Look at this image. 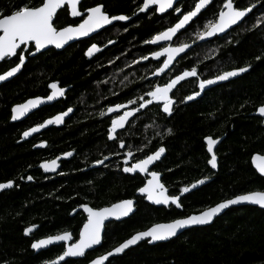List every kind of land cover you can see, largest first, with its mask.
Here are the masks:
<instances>
[{
  "label": "trees",
  "instance_id": "obj_1",
  "mask_svg": "<svg viewBox=\"0 0 264 264\" xmlns=\"http://www.w3.org/2000/svg\"><path fill=\"white\" fill-rule=\"evenodd\" d=\"M26 2L38 6L40 0ZM195 2L182 0L177 7L184 13ZM142 3L143 0H83L82 12L103 4L110 15L132 19L60 52L51 49L30 58L34 51L31 45L19 76L0 86V183L13 181L10 190L0 193V264H45L61 256L64 245L35 253L31 244L64 232H70L77 241L87 217L82 212L72 213L83 204L99 209L120 200L137 199V210L129 219L106 226L103 244L97 251L63 264H88L154 224L198 214L237 195L264 191V177L252 165L255 154L264 155V119L257 115L258 108L264 105V0H235L241 8L253 4L256 8L227 35L194 47L159 79L151 76L161 63L141 60L156 50L145 41L173 26L178 16L175 11L159 16L154 9L136 16ZM222 3L223 0H213L173 45L197 42L196 33L215 19ZM20 4L21 0H0V10L8 14ZM55 20L58 28L79 22L70 18L68 8L60 11ZM109 41L111 46L92 60L87 59L85 54L92 43L106 46ZM17 62L16 57L3 62L0 74ZM247 65L251 67L242 77L210 89L195 102L184 100L199 91V80ZM193 67L197 76L190 77L172 95L175 103L171 116L154 103L119 133L125 148L119 147V140L108 139L113 118L107 112L109 107L137 100L154 86H163ZM53 83L70 88L63 100L43 107L22 122L11 123L15 105L48 96ZM68 108H73L74 113L63 127H52L33 140L20 142L23 131ZM208 136L223 138L216 151L218 172L207 163ZM36 141L47 142V147L34 149ZM129 146L134 155L127 166L160 146L166 149L154 171L160 173L170 196H179L184 187L190 189L196 181L204 180L182 197V211L154 207L136 196L147 178L123 172L124 153ZM67 152L73 156L62 162L57 175L43 174L39 168L42 161ZM105 156L108 161L98 167L94 162ZM28 176L32 179L28 180ZM31 226L38 229L27 237L25 229ZM107 264H264V210L230 209L211 226L192 229L164 244L150 246L144 242Z\"/></svg>",
  "mask_w": 264,
  "mask_h": 264
},
{
  "label": "snow or ice",
  "instance_id": "obj_2",
  "mask_svg": "<svg viewBox=\"0 0 264 264\" xmlns=\"http://www.w3.org/2000/svg\"><path fill=\"white\" fill-rule=\"evenodd\" d=\"M213 0H196L194 6L190 10L182 13L181 17H178L177 22L173 26H169L166 30L158 32L150 40H146L145 43L157 44L160 41H172L173 37H177L180 30L185 29L186 25L197 18L202 10L206 9V6L210 5ZM80 0H40L39 5H32L21 0V4L13 6V9L8 14H3L0 10V61H6L10 58L16 57L18 62L15 66L9 70L0 74V82L7 80L14 76L21 70V67L25 63V55L21 54L26 46L34 45L35 51L45 49L48 45H54L56 48H61L69 41L78 39L80 37H87L90 33H96L98 30L103 29L106 25H111L114 21H127L130 19L127 15H110L105 10V5L96 4L95 6L88 7L84 12L78 9ZM65 5L70 9L72 17H78L79 22L75 25H67L58 28L56 26L55 18L58 15V10L62 9ZM155 5L154 11L159 13H165L168 9H173L177 13H181V8H174V0H143L141 6H139V12H145L150 6ZM256 5L253 4L249 7L241 8L235 0H223L222 6H220L218 13L215 15V19L209 20L204 26L202 31L196 33L198 40H204L206 37H212L218 33H224L227 29L233 25H237L243 18L250 12ZM86 13V15H85ZM256 25H254L255 27ZM112 43V41H109ZM190 47L187 43H180L178 46H168L161 48L160 51L151 52L153 58H159L166 56L163 60L161 67L156 69L154 74L164 73L166 69L172 64L173 60L180 54L184 53L186 49ZM100 49L96 44H92L88 48L87 55L91 56L94 51ZM261 57L257 56L256 59ZM147 55L142 56L141 60H148ZM251 65L245 67L234 68L229 71H223L217 74L214 79H201L199 80V88L203 90L207 85L215 84L217 81H226L231 77H236L241 73L248 71ZM197 69L195 67L190 70L183 71L182 74L176 75L174 79L168 83L154 86L151 90L145 93V96L138 97L137 100H128L127 104L116 103L114 107L107 109L108 113L118 112L124 109L123 114H118L114 119H111L110 127L107 130V137L111 141L119 140V147L121 149L126 147L124 139L119 138V131L125 129L130 124V118H134L141 110L148 108L149 105L154 103L157 106L162 104V112L171 116L173 114V105L175 101L170 96L172 90L188 77H196ZM53 92L47 96L48 101H52L57 96H63L65 90L58 87L53 83L50 85ZM200 92H193L184 98L185 101H191L196 96H199ZM43 103L42 98L36 97L30 99L23 104L16 105L12 108V119L17 120L30 110L37 108ZM134 105L133 107H129ZM73 111L72 108H68L67 111L61 112L59 115L45 120L43 123L37 124L23 133L24 137H28L34 132L40 131L46 125L60 124L63 122L64 117ZM258 112L261 116H264V105L258 108ZM100 115L103 117L105 113L102 111ZM168 134H171V129H168ZM207 141V150L212 153L211 158L207 161L213 169L217 167V157L213 152V145L217 143L211 136L205 138ZM43 146V144L41 145ZM139 150V149H138ZM166 151L163 146H160L152 154H146L144 158L138 159L135 163L129 164V160L133 157L134 153L129 146V150L124 153V167L125 173H148L151 177L147 180V183L143 187H139L137 191L147 199V201L156 205H169L170 203L177 208H181L180 197L176 195H168L165 185L161 182V175L159 172H149V166L160 159L161 155ZM65 156L72 155L71 152L64 153ZM109 157L105 156L104 159H98L94 163L97 165L104 164V161ZM253 163L258 169L259 173L264 175V155H256L252 158ZM45 171H55L57 167V161L51 160L50 162L41 165ZM28 180L32 177L28 176ZM207 179V178H205ZM204 180H198L191 187L195 188L199 184H203ZM13 181L9 180L6 183H0V189L11 188ZM189 187H184L182 193H188ZM247 202L253 205H258L264 208V191H253L247 194L237 195L232 199H227L221 203L216 204L214 207H209L199 214L189 215L184 218L173 219L169 223L154 224L152 227L145 231L137 232L129 239L120 243L113 251L108 252L106 255L100 256L98 259L92 260L90 264H104L109 257L114 254L123 253L132 245H136L139 241L145 238H150L149 243L156 241L168 240L177 235V232L193 225H204L210 223L215 216H217L223 209L228 208L231 205ZM134 201L131 199L120 200L117 203L112 204L110 207L104 208H92L87 204L81 205L83 210L88 214L87 220L79 232V239L66 247L63 255L58 257L59 261H63L66 257H82L85 255L87 249H92L93 246L100 245L102 242V232L105 229V221L110 217L120 219L126 217L133 211ZM75 211V210H74ZM36 226H31L25 229V233L29 234ZM72 239V236L68 232H64L59 235L48 236L45 239L36 240L31 244V247L35 250L45 248L54 242H66ZM45 264H58L57 260L45 261Z\"/></svg>",
  "mask_w": 264,
  "mask_h": 264
},
{
  "label": "water",
  "instance_id": "obj_3",
  "mask_svg": "<svg viewBox=\"0 0 264 264\" xmlns=\"http://www.w3.org/2000/svg\"><path fill=\"white\" fill-rule=\"evenodd\" d=\"M82 1H83V0H80V4L78 5V9H79V10H80V5H81ZM181 1H182V0H174V8L177 7L178 4H179ZM211 4H212V3H211ZM211 4H210V5H211ZM210 5L206 6V9L202 10V13L205 12V11L207 10V8H208ZM65 8H68V6L65 5L62 9L58 10V14H59L60 11H62V10L65 9ZM155 8H156V6L153 5V6H150V8H149L148 10H146L145 12H139V11H138V12L136 13V16H138V15H140V14H146V13H148L150 10L155 9ZM255 8H256V7L253 8L252 12L255 10ZM68 11H69L70 18H71L72 20H77V19H79L78 17H72V16H71V14H70V9H69V8H68ZM172 11H174V10H173V9H168L165 13H159V12H157V15H159V16H164L165 14H168V13H170V12H172ZM252 12L248 13V14L243 18V20H242L241 22H238L237 25H233L231 28L227 29L224 33H218V34H216V35H214V36H212V37H206L204 40H198V41L195 42V43L189 44L190 47H189L188 49H186L184 53H180V54H179V55L173 60L172 64L169 66L168 69L165 70L164 73L154 74V75H153V78H162V77L165 76L167 73H169V72L172 70V68L174 67V65L176 64V62H177L180 58H182L183 56H185L187 53H189L194 47H196V46H198V45H201V44L208 43V42H210V41H213L215 38H222L223 36L227 35V34L230 33L233 29H235L236 27L240 26V25H241V24H242V23H243V22H244V21H245V20H246L251 14H252ZM202 13H201V14H202ZM175 14H176V16H178V17H179V16H182V10H181V13H177V12H176ZM201 14H200V15H201ZM85 15H86V13H85ZM200 15H199V16H200ZM199 16H198V17H199ZM198 17H197V18H198ZM56 18H57V17H56ZM56 18H55V19H56ZM197 18H194L193 21H195ZM131 19H132V18H130V19L127 20V21H114L111 25H106L103 29L98 30L96 33H90L89 36H87V37H80V38H78V39H74V40L69 41L67 44H65V45H64L63 47H61V48H56L54 45H48L45 49L40 50V52H36V51H35V48H34V51L31 52V53L29 54V57H30V58H34V57H36V56H38V55H40V54H42V53H45V52H47L48 50H51V49L56 50V51H58V52L63 51V50L67 49L68 47H70V46H72V45H74V44H76V43H79V42H82V41H85V40H89V39L95 37L96 35H98L99 33H101L102 31H104L105 29H107V28H109V27H112V26H114V25H116V24H119V23H122V24L128 23ZM193 21H192V22H193ZM190 24H191V22L189 23V25H190ZM189 25H186V26H185V29L180 30V32L177 34V36H178L181 32H183L184 30H186V28H187ZM175 38H176V37H173V40H172V41H160V42H158L157 44H150V45H151V46H154V47H159V46H162V45H166V47H168V46H173V47H175V46L173 45V42H174ZM112 44H113V43H109L108 45H106V46H104V47H100L99 45L96 44L97 47H98L100 50H99V51H94L93 54H92L91 56H88V55H87V51H88V50H87L85 55H86V57H87L88 60H92L94 57H96L97 55L101 54V53H102L107 47L111 46ZM30 47H31V45L25 47V50H24L23 53H22L23 55H25V57H26V54H27V52L29 51ZM33 47H34V45H33ZM90 47H91V46H90ZM14 58H15V57L10 58V59H8V60H11V59H14ZM166 58H167L166 56L159 57V58H153L152 56H150L149 59H152V60H154V61H160L161 59H166ZM27 59H28V58L26 57L24 65L26 64ZM3 62H5V61H0V65H1ZM24 65L21 67V70H20L18 73H16L14 76L8 78V79L5 80V81L0 82V86H1L2 84H5V83L11 81L12 79L16 78L17 76H19V74H20V73L22 72V70H23ZM244 74H246V72H245V73H241V74H239V75L236 76V77H231V78H229V79L226 80V81H217L215 84L207 85L203 90L199 89L198 92H200V95H199V96H196V97H195L193 100H191V101H187V103H192V102H195V101L201 99V98L203 97V95H204L207 91H209L210 89L215 88V87H217V86H219V85H223V84H226V83H228V82L234 81V80H236V79L242 77ZM174 78H175V77H174ZM174 78H172V79H174ZM189 78H190V77L186 78L184 81H181V82H180V83H179V84H178V85L172 90V93H170V96H172L173 93L178 89V87H180V86H181L184 82H186ZM172 79H171V80H172ZM212 79H214V78H212ZM57 85H58V84H57ZM58 87H60V86L58 85ZM60 88H61V87H60ZM50 89H51V92H50V94H51V93L53 92V89H52L51 87H50ZM63 89L65 90V93H64L63 96H57V97H56L55 99H53L52 101H48V100H47V97H46V98H42V97H41L42 100H43V103H41L37 108L30 110L27 114H25V116H23V117H21V118H19V119H17V120H13V119H11V122H12V123L22 122V121H24L25 119H27L30 115H32L33 113H35L36 111H38L40 108H42V107H44V106L53 105V104H55V103H57V102L63 100V99L65 98L67 92L70 90V88L68 87V88H63ZM50 94H49V95H50ZM32 99H34V98H32ZM172 99H173V98H172ZM29 100H30V99H29ZM27 101H28V100H27ZM27 101H26V102H27ZM24 103H25V102H24ZM22 104H23V103H22ZM161 105H162V104H161ZM15 106H16V105H15ZM173 108H174V105H173ZM72 109H73V108H72ZM66 111H67V110H66ZM123 111H124V109H121V110H119L118 112L109 113V114L113 116V115H116V114H118V113H120V112H123ZM73 113H74V109H73V111H72L71 113H69L67 116L64 117L63 122L60 123V124H50V125H46L44 128H41L40 131H38V132H34V133H32L31 135H29L28 137H24L23 134H22V137H21V139H20V142L22 143V142L30 141L33 137H35V136L41 134L42 132H45L46 130H48V129L52 128V127H55V128H61V127H63V126L65 125V122H66V121H67V120L73 115ZM139 113H140V112H139ZM139 113H137L136 116H137ZM59 114H60V113H59ZM59 114H58V115H59ZM122 114H123V113H122ZM257 115H258L260 118L264 119V116H261L259 112L257 113ZM56 116H57V115H56ZM136 116H135V117H136ZM54 117H55V116H54ZM135 117H134V118H135ZM52 118H53V117H52ZM134 118H130V121H132ZM50 119H51V118H50ZM127 126H128V125H127ZM127 126H126V128H127ZM126 128H125V129H126ZM125 129H121V130H118V131H119V133H120V132L124 131ZM214 140L217 141V143H216L215 145H213V152H214L215 155H216V151H217L218 147L220 146V144L222 143L223 138L214 139ZM110 141H111V140H110ZM41 145H42V144L36 146L35 148H36V149H44L45 146H46L45 143L43 144V146H41ZM205 145H206V149H207V141H206V139H205ZM207 152H208V150H207ZM71 153H72V152H71ZM208 154H209V156H210V158H211L212 153H209V152H208ZM256 155H260V154H255L254 156H256ZM72 156H73V153H72V155H70V156H65V155H63V156H61V157H59V158L54 159V160L57 161V167H56L55 171H45L44 168L41 167V165L44 164V163H42V164L39 166V168L43 171V173H44L45 175H50V176H51V175H52V176L57 175V174L60 172V170H61V167H62V164H61V163L64 162V161L70 160V159L72 158ZM164 156H165V152L161 155V157H160L159 160L155 161V162L153 163V165H150V166H149V172L154 171L155 166H156L159 162H161V160L164 158ZM216 157H217V155H216ZM252 158H253V157H252ZM107 161H108V160H105V161H104V164H105ZM49 162H50V161H49ZM46 163H47V162H46ZM218 163H219V162H218V157H217V167H216L215 169H213V168L211 167V165H209L210 168H211L214 172H218V169H219V165H218ZM104 164H102V165H98V166L101 167V166H103ZM252 165H253V168L255 169V171H256L260 176L264 177V175H262V174L259 173V171H258V169L256 168L255 164L253 163V160H252ZM137 174H139V175H141V176H143V177H146L147 180L151 178V177L148 175V173H140V172H137ZM161 182H162V178H161ZM146 183H147V181H146ZM146 183H145V184H146ZM162 183H163V182H162ZM165 187H166V186H165ZM11 188H12V187H11ZM11 188L0 189V193H2V192H4V191H7V190H10ZM166 189H167V188H166ZM194 189H195V188H190V191H189L188 193H182V194H180V195H179V197H180V201H181L182 197H184L185 195L191 193ZM167 194L170 195L168 189H167ZM136 196H137V197H140V198H144V199L147 201V199H146L145 197H143L139 192H137ZM131 200L134 201L133 211H132L131 213H129L128 216H126V217H121L120 219H116L115 217H110L108 220L105 221V229H106V226H107L108 224H110V223H114V222L119 223V222L125 221V220L129 219L130 217H132V216L136 213V210H137V209H136L137 199H131ZM147 203L150 204V205H152V206H154V207H158V208H169V207H174V208L178 209L179 211H182V210H183L182 207H181V208H177L175 205H173V204H171V203H170L169 205H156V204H153V203H151V202H149V201H147ZM89 207H90V206H89ZM108 207H110V206H108ZM213 207H214V206H213ZM239 207H256V208H259V209H261V210H264V208H261V207L258 206V205H253V204H250V203H247V202H242V203H240V204L231 205V206H229L228 208L223 209V210H222L217 216H215V217L213 218V220H212L210 223H208V224H204V225H193V226L186 227V228H184V229L179 230V231L177 232V235H176V236H174V237H172V238H170V239H168V240H164V241H156V242L149 243L148 241H149L150 238H145L144 240L139 241L136 245H132V246H130V247H129L128 249H126L123 253H120V254H114L112 257H109L108 260L104 262V264H107L110 260H112V259H114V258H117V257H121V256H123V255H124L126 252H128L129 250H131V249H133V248H136L137 246L141 245V244L144 243V242H147L150 246H155V245H158V244H164V243L170 242L171 240H174V239L178 238V237L181 236L182 234H184V233H186L187 231H190V230H192V229H195V228H203V227L211 226V225L216 221V219H218V218H220L221 216H223V215H224L226 212H228L230 209H233V208H239ZM79 211H82V212L86 215V217H87L88 214L83 210L82 207L79 208L78 210H75V211L72 213V215L76 214V213L79 212ZM198 214H199V213H198ZM192 215H194V214H192ZM168 223H169V222H168ZM159 224H164V223H159ZM37 229H38V227H35L31 233H29V234H26V233H25V235H26L27 237H30L32 234H34V233L36 232ZM105 229H104V231L102 232V242H101V244H100V245L93 246L92 249H87V250L85 251V255H84V256H82V257H66L63 261H59L58 258H56L55 260L58 261V264H63V263H65V262L68 261V260H81V259H84V258L87 256V254H89V253H93V252L97 251V250L102 246V244H103V239H104ZM68 233H70V232H68ZM70 234H71V233H70ZM134 235H135V234H134ZM71 236H72V234H71ZM44 239H45V238H44ZM78 239H79V238H78ZM34 242H35V241H34ZM75 242H76V241H74V237L72 236V239L69 240V241H66V242H63V241H60V242H54L53 244H51V245H49V246H47V247H45V248H41V249H39V250H35V249H33L32 247H31V248H32V250H33L35 253H40V252H43V251H47V250L50 249L51 247L59 246V245H64V246H65V249H66V247H67L68 245H70V244H72V243H75ZM111 251H113V249L110 250L109 252H111ZM107 253H108V252H107ZM107 253H104V254H102V255H100V256L106 255ZM62 255H63V254H62ZM100 256L95 257L93 260L98 259ZM91 261H92V260H91ZM91 261H90V262H91ZM90 262H89L88 264H90Z\"/></svg>",
  "mask_w": 264,
  "mask_h": 264
},
{
  "label": "flooded vegetation",
  "instance_id": "obj_4",
  "mask_svg": "<svg viewBox=\"0 0 264 264\" xmlns=\"http://www.w3.org/2000/svg\"><path fill=\"white\" fill-rule=\"evenodd\" d=\"M173 12V11H172ZM157 13V12H156ZM176 13V12H175ZM94 38V37H93ZM92 39V38H91ZM90 40V39H89ZM174 43V42H173ZM92 44H96V43H92ZM91 44V45H92ZM90 45V46H91ZM98 45V44H97ZM108 45V44H107ZM148 45H150V44H148ZM89 46V47H90ZM100 46V45H99ZM151 46V45H150ZM88 47V48H89ZM100 47H104V46H100ZM153 48H155L156 50L155 51H160L161 50V48H163V47H166V45H162V46H159V47H154V46H152ZM150 56H151V54L150 55H148V57L150 58ZM149 60H151V61H153V62H160L161 63V65H160V67L162 66V64H163V60L164 59H161L160 61H154V60H152V59H148V60H143V62L144 63H146V62H148ZM156 72V71H155ZM154 72V73H155ZM154 75V74H153ZM153 75L151 76V79H159V78H153ZM59 85V84H58ZM60 86V85H59ZM61 87V86H60ZM62 88V87H61ZM50 92H51V89H50V86H49V94H50ZM48 94V95H49ZM40 98H41V96H39ZM47 97V96H46ZM46 97H42V98H46ZM36 98V97H35ZM129 107H131V106H129ZM161 107H162V105H161ZM123 112H120V113H118V114H122ZM118 114H116V115H118ZM58 115V114H57ZM116 115H114V116H112L113 118L112 119H114L115 117H116ZM11 116H12V112H11ZM111 116V115H110ZM48 119H50V118H48ZM48 119H46V120H48ZM36 126V125H35ZM35 126H33V127H35ZM32 128V127H31ZM28 129H30V128H28ZM28 129H26L25 131H27ZM25 131H23L22 132V134L25 132ZM22 134H21V137H22ZM42 134V133H41ZM40 134V135H41ZM40 135H37V136H35V137H33L31 140H33L34 138H36V137H39ZM43 143H45L46 144V146H45V148L47 147V142H45V141H36V144L34 143V146H33V148L34 149H36L35 147L36 146H38V145H40V144H43ZM44 148V149H45ZM51 161V160H50ZM44 162H49V161H42L41 163H44ZM40 163V164H41ZM62 164V163H61ZM61 171V170H60ZM65 247V246H64Z\"/></svg>",
  "mask_w": 264,
  "mask_h": 264
},
{
  "label": "bare ground",
  "instance_id": "obj_5",
  "mask_svg": "<svg viewBox=\"0 0 264 264\" xmlns=\"http://www.w3.org/2000/svg\"><path fill=\"white\" fill-rule=\"evenodd\" d=\"M49 106H51V105H49ZM44 107H46V106H44ZM42 108H43V107H42ZM42 108H40V109H42ZM40 109H39V110H40ZM109 115H110V114H109ZM111 116H112V115H111ZM113 116H114V115H113ZM11 119H12V116H11ZM25 120H26V119H25ZM11 123H12V122H11ZM42 133H43V132H42ZM39 135H40V134H39ZM43 144H44V143H43ZM49 161H50V160H49ZM44 163H46V162H44ZM41 164H42V163H41ZM41 164H40V165H41ZM40 165H39V166H40ZM98 167H99V166H98ZM41 171H42V170H41ZM42 172H43V171H42ZM43 174H44V173H43ZM44 175H45V174H44ZM47 176H50V175H47ZM54 176H55V175H54ZM80 208H81V207H80ZM77 210H78V209H77ZM79 212H82V211H79ZM77 213H78V212H77ZM82 213H83V212H82Z\"/></svg>",
  "mask_w": 264,
  "mask_h": 264
}]
</instances>
